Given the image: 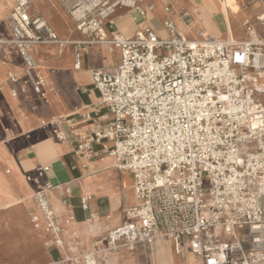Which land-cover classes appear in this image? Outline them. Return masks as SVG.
<instances>
[{
    "label": "built area",
    "instance_id": "built-area-1",
    "mask_svg": "<svg viewBox=\"0 0 264 264\" xmlns=\"http://www.w3.org/2000/svg\"><path fill=\"white\" fill-rule=\"evenodd\" d=\"M11 1V38L5 39L0 27V47L15 46L24 61L27 80L21 92L31 85L44 96L47 82L35 73L36 48L63 41L31 0ZM56 1L88 44L119 50L121 56L116 73H93L100 104L113 123L79 147L84 151L112 140L109 154L117 169L135 180L138 203L126 208L123 224L107 233L103 252L134 250L163 238L173 240L178 252L187 246L202 264H264V112L249 88L257 81L250 75L264 76V0H243L253 13L240 42L208 36L188 40L169 21L164 40L148 27L132 38L109 37L106 23L117 11L145 16L146 0ZM80 54L77 49V70ZM9 80L17 84L20 75L9 74ZM12 94L18 97L19 91ZM54 133L66 139L60 130ZM48 171L40 168L37 174ZM52 188L64 187L46 185L35 192L39 216L32 211L30 218L47 247L62 248L63 229L48 196ZM89 202L90 197L82 199L84 210ZM218 231L230 241H221ZM101 252L66 263L97 264Z\"/></svg>",
    "mask_w": 264,
    "mask_h": 264
},
{
    "label": "crops",
    "instance_id": "crops-1",
    "mask_svg": "<svg viewBox=\"0 0 264 264\" xmlns=\"http://www.w3.org/2000/svg\"><path fill=\"white\" fill-rule=\"evenodd\" d=\"M31 1L63 43L36 48L35 73L47 82L44 96L31 85L21 92L27 80L24 61L15 46L0 47V264H69L67 259L101 249L107 233L123 224V211L138 203L133 174L119 171L116 158L109 154L112 140L79 150L86 138L113 123L109 109L100 104L93 73H116L121 56L119 50L88 44L89 38L75 29L56 0ZM236 3L238 12L221 0H146L145 16L119 9L106 23L107 34L132 38L145 27L156 34L154 27L163 20L164 28L172 22L188 40L208 36L240 42L246 40L243 24L250 9L243 0ZM239 13L246 17L237 27L233 17ZM165 32L162 40L168 37L166 28ZM77 49H81L79 70L75 69ZM9 74H19V83H12ZM13 90L19 91L18 97ZM57 129L65 135L64 141L56 137ZM45 167L49 171L39 177L38 170ZM46 185L64 187L48 191L63 229L62 248L47 247L30 218L32 211L39 216L34 193ZM84 197H90L86 210ZM104 257L101 264H202L187 246L178 252L173 240L163 238Z\"/></svg>",
    "mask_w": 264,
    "mask_h": 264
},
{
    "label": "rangeland",
    "instance_id": "rangeland-1",
    "mask_svg": "<svg viewBox=\"0 0 264 264\" xmlns=\"http://www.w3.org/2000/svg\"><path fill=\"white\" fill-rule=\"evenodd\" d=\"M227 1H230V0H227ZM221 2H222V0H221ZM229 7L231 8L230 5H229ZM231 10L233 12H238L239 11V9L236 10V9H232V8H231ZM224 11H225V9H224ZM252 13H253V9L249 10L248 12H246V16H249ZM10 14H11V12L9 13V16H10ZM246 16L243 13H239L236 17H233V20L235 21V25L237 27H240L241 22L245 19ZM0 27H1L2 31L7 35V37L10 38L11 34H10V28L8 26L7 19H6V21H1L0 22ZM154 30L156 31V35L158 36V38L162 39L163 37H165L166 32H165V28L163 26V20H160L159 26L154 27ZM250 76L253 79L256 78L257 81L256 82L251 81L250 84H249V87L254 89V91H256V89H258V87H260L258 90H259V93H261L262 89H264V76H261V77L255 76V75H250ZM256 94H257V92H255V97L259 99V103H260V107L259 108L263 109V111H264V92L262 94H260L259 97ZM218 233H219L220 237L222 236L221 239H220L221 241H230V237L225 235L223 231H218ZM100 250L102 251L101 254H102L103 258H100L97 261V264H101V263L104 262L103 260L105 258L104 256H106V254L110 255V253H113V252H103L104 251V247L103 246L101 247Z\"/></svg>",
    "mask_w": 264,
    "mask_h": 264
},
{
    "label": "bare ground",
    "instance_id": "bare-ground-1",
    "mask_svg": "<svg viewBox=\"0 0 264 264\" xmlns=\"http://www.w3.org/2000/svg\"><path fill=\"white\" fill-rule=\"evenodd\" d=\"M222 4L224 5H230L232 9H236L238 10L239 7L236 3V0H230V1H227V0H222ZM13 7V2L11 0H0V22L1 21H6V19L8 18L9 16V13L11 12V9ZM226 7L224 6V9ZM226 11V10H225ZM228 16V15H227ZM54 26V24H53ZM57 28H58V25H56ZM54 28V27H53ZM56 30V29H55ZM60 30V29H59ZM59 32V31H58ZM67 32V31H66ZM65 33V31H64ZM69 34V33H68ZM64 36V35H63ZM75 42V41H74ZM250 90H251V94H252V99L254 102H259V99L255 97V92H257V96L259 97L260 94H262L264 92V89H262V92L259 93V88L256 89V91H254V89H252L251 87H249ZM264 112V111H263ZM227 235V234H226ZM222 237V236H221ZM224 237V236H223ZM224 239V238H223ZM59 264V263H58Z\"/></svg>",
    "mask_w": 264,
    "mask_h": 264
}]
</instances>
